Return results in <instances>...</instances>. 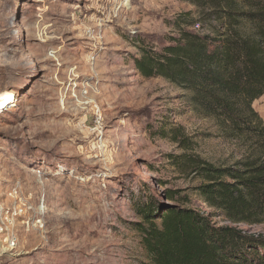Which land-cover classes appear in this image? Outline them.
Segmentation results:
<instances>
[{
  "label": "rangeland",
  "instance_id": "obj_1",
  "mask_svg": "<svg viewBox=\"0 0 264 264\" xmlns=\"http://www.w3.org/2000/svg\"><path fill=\"white\" fill-rule=\"evenodd\" d=\"M187 11L200 31L220 26L183 0H0V192L18 185L49 207L44 231L26 234L0 264H144L135 202L168 189L231 224L197 193L194 160L230 166L247 149L188 110L184 90L142 77L133 62L137 38L168 43ZM254 108L264 120V96ZM164 114L191 147L150 135ZM240 227L264 235V222Z\"/></svg>",
  "mask_w": 264,
  "mask_h": 264
},
{
  "label": "trees",
  "instance_id": "obj_2",
  "mask_svg": "<svg viewBox=\"0 0 264 264\" xmlns=\"http://www.w3.org/2000/svg\"><path fill=\"white\" fill-rule=\"evenodd\" d=\"M183 1L197 6L201 21L220 26L200 31L194 12H183L173 22L178 35L168 43L134 41V65L142 77H162L184 90L188 110L214 118L247 154L230 166L194 160L203 178L197 193L230 225L185 206L187 196L174 190H165L160 200L149 193L146 202H135L144 264H264V235L240 227L264 222V120L254 108L264 96V0ZM196 23L198 30L191 28ZM162 118L161 126L148 129L151 136L192 146L183 126L169 129V117Z\"/></svg>",
  "mask_w": 264,
  "mask_h": 264
},
{
  "label": "built area",
  "instance_id": "obj_3",
  "mask_svg": "<svg viewBox=\"0 0 264 264\" xmlns=\"http://www.w3.org/2000/svg\"><path fill=\"white\" fill-rule=\"evenodd\" d=\"M199 28L197 24L195 29ZM95 116L96 123L100 124L102 114L99 108H96ZM31 199L32 196L24 195L22 187L18 185L0 192V255L21 247L26 234L44 231L48 201L39 197L34 204Z\"/></svg>",
  "mask_w": 264,
  "mask_h": 264
},
{
  "label": "bare ground",
  "instance_id": "obj_4",
  "mask_svg": "<svg viewBox=\"0 0 264 264\" xmlns=\"http://www.w3.org/2000/svg\"><path fill=\"white\" fill-rule=\"evenodd\" d=\"M39 1V0H38ZM40 1H42V0H40Z\"/></svg>",
  "mask_w": 264,
  "mask_h": 264
}]
</instances>
